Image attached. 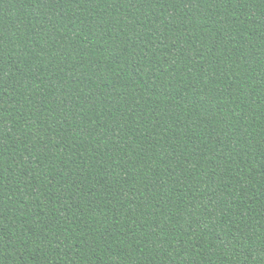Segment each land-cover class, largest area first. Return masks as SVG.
Masks as SVG:
<instances>
[{
  "label": "trees",
  "instance_id": "trees-1",
  "mask_svg": "<svg viewBox=\"0 0 264 264\" xmlns=\"http://www.w3.org/2000/svg\"><path fill=\"white\" fill-rule=\"evenodd\" d=\"M0 264H264V0H0Z\"/></svg>",
  "mask_w": 264,
  "mask_h": 264
}]
</instances>
